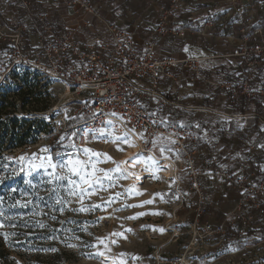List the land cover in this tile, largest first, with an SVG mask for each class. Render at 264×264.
Masks as SVG:
<instances>
[{
	"label": "built area",
	"instance_id": "built-area-1",
	"mask_svg": "<svg viewBox=\"0 0 264 264\" xmlns=\"http://www.w3.org/2000/svg\"><path fill=\"white\" fill-rule=\"evenodd\" d=\"M1 1L0 121L6 125L0 132L4 128L11 130L13 123L16 129L31 130V135L23 143H19V138L14 134L0 138L1 159L12 163L25 153L30 154L36 147L58 143L61 135L65 136V143L68 137L73 142L86 141L80 135L72 136L73 131H79L85 125L100 128L104 121L111 120L116 130L121 132L135 128V133L129 134L134 136L140 150L149 154L152 153L149 148L152 139L161 137L175 141L172 149L179 153L177 163L184 165L189 189L194 191L196 197L191 229L197 236L200 237L201 233L204 237L214 234L224 236L229 224L239 222L241 228H246L261 222L264 208L259 194L264 193V163H261L254 147L248 146L251 150L248 160L252 167L242 166L238 177L224 172L215 173L241 192L235 205L222 221L208 217L202 222L201 217L206 215L203 205L208 200V187L200 185L202 173L195 163L193 149L188 146V143L198 139V134L190 127L181 128L180 122H171L167 115H161V110L166 106L179 108L190 112L197 121H202L208 113L222 116L229 121V131L237 120L242 122L241 131L246 134L255 124L264 129L263 118L246 115L253 95L264 97V83L253 92L249 86L250 77L264 63V0H228L238 5L234 10L231 8L224 12L215 10L214 6H219L217 0H208L207 11L211 15L203 16L196 23H181L176 14L177 4L185 0H170L169 7L162 8L154 25H139L135 29V33L144 38L143 51L139 54L130 33L120 27L102 21L103 33L108 34L109 38L105 39L103 33L99 32L100 0H52L55 13L67 11L74 4H80L83 8L80 17L65 20L62 24H56L46 11L36 12L30 0ZM151 6L149 2L146 3L143 11ZM257 6L261 7V13L257 11ZM233 21L239 23L241 32L251 31L253 41L248 44L250 36L247 35L239 40L226 37L230 51L226 56L239 59L242 77L240 85L234 87L229 82H222L213 88L212 93L215 96L226 94L231 103L241 94L245 99L244 113L234 115L230 106L217 111L208 106L183 105L167 98L161 91L160 79H164L167 87L172 86L174 81L181 87H187L190 81L199 78L197 65L205 58L165 49L168 36L173 37L174 41L190 44L194 40V33H197L210 43L214 40V30L224 33ZM82 27L90 33L89 40L76 36ZM178 67L182 69L180 73ZM136 79H144L147 83L138 84ZM65 110L68 116L78 120L65 119ZM94 112L100 114L93 118ZM150 113H155V116ZM152 120L157 123L153 124ZM162 120L168 122L167 127L159 123ZM140 132H144L145 139L136 135ZM177 171L174 178L179 186ZM177 192L181 196L178 188ZM193 254L194 248L190 247L176 261L189 264Z\"/></svg>",
	"mask_w": 264,
	"mask_h": 264
},
{
	"label": "rangeland",
	"instance_id": "rangeland-1",
	"mask_svg": "<svg viewBox=\"0 0 264 264\" xmlns=\"http://www.w3.org/2000/svg\"><path fill=\"white\" fill-rule=\"evenodd\" d=\"M46 9L43 5L39 11ZM218 8H215L218 11ZM200 54V51H196ZM116 130V134H122ZM132 136L131 134H129ZM157 137L154 139H158ZM132 139L134 140L133 136ZM153 140V139H152ZM152 140L150 141L149 148L158 156L159 149L153 147ZM67 143V142H66ZM79 148H91L97 152L107 153L115 161H126L130 157L137 154L143 156H151L148 152L140 150L139 146L134 140L133 149L131 146L124 144L121 147L123 151L117 150V145L111 141L104 142L102 140H92L89 137L86 141L74 142ZM157 146L169 148L171 143L169 139L164 138V141H157ZM156 146V147H157ZM44 147L34 148L32 153H39ZM49 148V147H48ZM69 151L71 149L69 148ZM130 152V153H128ZM173 152H166V156L172 160L177 156ZM19 158V157H18ZM136 165L145 167L143 162H137ZM178 171L184 168V165L177 163ZM115 165L111 162H103L98 165L100 168L109 169ZM18 159L12 163L0 158V196L5 198V206L13 203L10 196L12 189H18L19 192L15 193L17 198H20L21 192H31L27 180L33 183H39L41 174H33L29 176L27 172L14 175L19 172ZM125 167V166H124ZM161 179H145L137 187L143 195H131L122 197L111 207L104 211L97 210L93 213H80L74 214L65 212L63 215H58V220L75 219L78 222L96 221L98 217L103 216L104 219L96 223L88 224V232L77 230V235L81 237L82 241L89 244H97V238L103 239L109 237L113 232H124L127 237L111 236L110 239H115L117 242L112 244L108 243V248L104 244H98V249L104 251V257H96L85 255L84 253L96 252L97 248H84L79 246L77 248H69L60 242V240H47L43 236L50 235L48 229L41 228H8L5 226L0 231H16L17 233H25L26 235H17L11 237L7 242L0 236V264H101V260H115L116 264H181L177 262V257L186 253L188 248H194V254L189 258V264H264V238L259 239L256 244H251L249 241L252 237L246 233V228H242V233L239 238L226 239L221 234L208 235L204 237L202 233L200 237L195 234L194 229H191V224L194 218L193 208L196 203L194 191L183 184L180 188L181 196L177 192L178 181L173 177H166L162 171L157 173ZM147 176V175H146ZM144 177V176H143ZM170 181H174L169 188ZM134 183L132 177L121 179L118 186L111 188L106 192H100L93 195L90 200L85 203H101V197L107 200L110 194L117 191L123 192ZM122 186V187H121ZM154 193H164L163 200L159 196L156 197L153 204L144 205V207L127 208L123 211L114 212L113 209L121 206L122 203L139 204L143 200L151 199ZM39 195L47 199V193L44 187L39 190ZM176 197H179L177 199ZM28 199L30 197H24ZM35 199V197H31ZM220 204V203H218ZM75 203L72 207H76ZM264 208V206H262ZM227 208L224 206L219 210L224 217ZM222 210V211H221ZM9 213H30L31 208H11L8 209ZM45 211H49L45 208ZM159 211L163 215H145L136 220H128L125 217L133 216L137 212H151ZM28 219L29 217H25ZM35 219L45 220L52 228H60V224L56 221H51L46 216L36 217ZM210 219L217 221V218L210 216ZM222 221V219H218ZM14 222V221H13ZM264 226V221L261 222ZM143 225L154 226L155 228H164L166 231L163 233L153 231L151 227L142 228ZM65 227H76L75 225H65ZM241 228V227H240ZM125 229H132L131 232H125ZM88 233H91L89 235ZM223 238L222 241L219 239ZM63 239V235H61ZM72 243L80 245V241L73 240ZM55 247L57 252H44L37 249ZM106 264V263H105Z\"/></svg>",
	"mask_w": 264,
	"mask_h": 264
},
{
	"label": "crops",
	"instance_id": "crops-1",
	"mask_svg": "<svg viewBox=\"0 0 264 264\" xmlns=\"http://www.w3.org/2000/svg\"><path fill=\"white\" fill-rule=\"evenodd\" d=\"M217 1L221 12L230 10L231 8L234 10V7L238 5L235 1L234 3H230L228 0ZM51 2L52 0H35V5L31 7L36 12L46 11L48 17L56 24H62L65 20L80 17L83 14V8L80 7V4L72 5L67 11L55 13L52 9ZM148 2L152 5L151 8L143 11L144 5ZM169 2L170 0H100L98 14L101 20L97 22V29L101 33L104 32V23H102L104 21L127 31L130 33L131 38H133L136 53L139 54L143 51L144 38L141 34L137 35L135 29L139 25L145 27L154 25L157 22L158 15L162 13V8L169 7ZM1 4L3 2L0 0ZM43 5L46 9L39 11V8H42ZM177 5L176 14L181 23H196L203 16L211 15V12L207 11V6L209 5L208 0H185L179 2ZM218 7L214 6V8ZM256 9L261 13V7L257 6ZM235 16L236 14L233 15V17ZM0 21H2L1 18ZM257 21L258 19L253 23ZM239 26L238 22L233 21L224 33H221L220 30H214L212 33L214 40L210 43H207L197 33H194V40L190 44L174 41L173 37L168 36L169 38L166 42L165 49L183 51L192 57L205 58L197 65L199 78L190 81L187 87H181L177 81H174L172 86L167 87L164 85V79H160L162 85L161 91L165 93L167 98L169 96L171 101H176L183 105L208 106L217 111H221L223 108L230 106L232 108V114H243L241 94H238L235 98L236 100L231 103L227 99L226 94L223 93L221 96H215L212 93L213 88L222 82H229L234 87L240 85L242 73L238 67L239 59L226 56L230 52L229 47L226 45V37L239 40L245 38L247 35L250 36L248 44H251L253 37L251 36V31L241 32ZM76 36L82 40H89L91 38L90 33L85 27L78 30ZM103 37L105 39L109 38L106 33H103ZM156 51L157 48L154 50L155 56L157 55ZM196 51H200L201 53L198 54ZM178 69L180 73L182 69L180 67ZM193 75L194 73H192ZM135 82L138 84L147 83L144 79H136ZM249 83L252 92L260 84L264 83V63L252 74ZM252 99L246 115H257L264 119V97L254 94ZM163 114L167 115L171 122H182L184 126L191 124V129L198 134V139L188 143V146L193 149L195 163L198 170L202 173L199 179L200 185L201 187H208L209 189L207 202L213 204L218 210L223 206L227 208L224 211L226 215L235 205L236 200L241 196V192L233 186L228 185L224 178L217 176L215 173L224 172L233 177H238L241 174L242 166L252 167V163L248 160V156L251 153L248 147L249 145L254 147L260 155L261 163H264V147H261V145H264V130L258 124H255L250 132L246 134L241 131L242 122L237 120L234 121L229 131V121L222 116L208 113L202 121H197L191 116L190 112L169 106L161 110V115ZM158 140L162 142L164 138H158ZM155 148L158 150L160 146ZM169 148H172V143ZM181 170L185 172L187 177L186 170L184 168ZM184 184L189 188L188 182ZM259 195L260 203L264 206V193ZM217 221L219 220L217 219ZM263 221L264 214L261 215V222ZM261 222L258 225L262 226Z\"/></svg>",
	"mask_w": 264,
	"mask_h": 264
},
{
	"label": "snow or ice",
	"instance_id": "snow-or-ice-1",
	"mask_svg": "<svg viewBox=\"0 0 264 264\" xmlns=\"http://www.w3.org/2000/svg\"><path fill=\"white\" fill-rule=\"evenodd\" d=\"M187 50V49H185ZM96 103V101H92ZM59 113H57L58 115ZM99 112H94L93 118L99 115ZM111 115L116 116L118 114L111 113ZM149 115L155 116V113H150ZM83 117H81L82 119ZM65 119L76 120V117H70L67 115V110H65ZM123 120V117H120ZM59 124V121H56ZM153 124H156V120H152ZM159 123L164 126H168L166 120H162ZM180 127L183 128L184 125L180 122ZM264 130V129H262ZM145 131H147L145 129ZM129 132L135 133V128L130 129L128 132L122 134H116V125L111 120H106L103 122L100 128H96L90 125H85V127L79 131H73L72 136L80 135L85 140L91 137L92 140H102L104 142L111 141L113 144L117 145L118 151H123L124 149L121 145L127 144L129 146H134V140ZM141 139H145L144 132L137 133ZM65 136L61 135L58 144L65 149H71V151L56 152L52 153L51 149L45 146L40 150L39 153H32L30 156L25 153L21 157L17 158L19 162V172L14 171V175L27 172L29 176L33 174H41L39 183H33L31 180L25 181L28 184L31 192H21L20 198H17L15 193L19 192L18 189H12L10 196L8 197L13 201V203L5 206V198L0 196V229H4L5 226L8 228H41L48 229L50 235L43 236V239L47 240H60L62 244L69 248H77L82 246L84 248H97V251L92 253H84L89 256L104 257V251L98 249V244H104L105 248H108V243L110 241L115 244L117 241L115 239H110L111 236L127 237L124 232H113L109 237L103 239L97 238V244H89L88 242L82 241L81 237L77 235V230L82 232H88V224L96 223L103 220L104 217H98L96 221H84L78 222L75 219L58 220V215H63L65 212H71L74 214L80 213H93L97 210L104 211L111 207L112 204L116 203L122 197L131 195H143V193L137 187L138 184L142 183L145 179H155L159 180L161 177L157 173L161 170H166L167 165L161 164V160L167 158L166 152H173L172 148H165L161 146L159 148V159L153 156L145 157L143 154H137L130 157L126 161H115L111 156L104 152H97L91 148H79L71 139L67 138V143H65ZM147 143V140H145ZM170 143L174 144L175 141L172 140ZM152 145L155 148L157 146V139L152 140ZM264 147V145H261ZM177 157L179 153H174ZM5 159L11 160L12 157H6ZM111 161L115 166L113 168L104 169L98 167L100 163ZM137 162H143L145 167L144 172L148 173L147 176H140L136 172L131 171V167ZM129 165V167H124V165ZM134 177V183L128 188H125L123 192L117 191L110 194L107 200L101 197V203H85L86 200H90L93 195H97L100 192H106L111 188L118 186V182L121 179H127ZM174 181H170L169 188ZM41 187L45 188L47 193V199L39 195V190ZM122 187V186H121ZM164 193H154L151 199L143 200L139 204H128L125 200L120 207L113 209L114 212L123 211L127 208L144 207V205L153 204L156 197L159 196L161 200L164 198ZM24 197H30L25 199ZM31 197H35L32 199ZM179 199V197H176ZM75 203L77 206L72 207ZM11 208H31L30 213H9L8 209ZM47 208L49 211H45ZM164 213L159 211L151 212H137L133 216L125 217L128 220H136L145 215H163ZM29 217L26 219L25 217ZM46 216L51 221H56L60 224V228H52L45 220L35 219L36 217ZM14 221V222H13ZM75 225L76 227H65V225ZM151 227L153 231H159L163 233L166 231L164 228H155L150 225H143L142 228ZM125 232H131L132 229H125ZM91 235V233H88ZM17 235H26L25 233H17L16 231H0V236L4 238L7 242L11 237ZM63 235V239H61ZM259 239V238H258ZM80 241V245L72 243V241ZM38 251L44 252H57L58 249L55 247L37 249ZM101 264H105L104 260H101ZM123 264V261H121Z\"/></svg>",
	"mask_w": 264,
	"mask_h": 264
},
{
	"label": "trees",
	"instance_id": "trees-1",
	"mask_svg": "<svg viewBox=\"0 0 264 264\" xmlns=\"http://www.w3.org/2000/svg\"><path fill=\"white\" fill-rule=\"evenodd\" d=\"M31 2V6L33 7L35 4V0H30ZM169 98V96H168ZM242 99V102L244 104V96L241 97ZM253 100V99H252ZM252 103V101H251ZM163 113V111H162ZM78 119L76 120H73L74 122H76ZM6 124L3 122V121H0V130L1 128H3ZM186 126V125H185ZM13 127L11 130H8L6 128L2 129V131L0 132V138H4L6 136H9V135H15L16 137L19 138V143H23L27 140V138H29V135H31V130L30 129H24V130H19V129H16L15 128V124L13 123V125L11 126ZM186 127H190L191 128V124H189L188 126ZM52 153L55 154L56 152H64V151H69V149H65L63 148L61 145H59L58 143H52L48 146ZM176 177L177 179L180 181V184L178 186V189L180 190V188L182 187V185L185 183V182H188L187 181V177H186V174L183 170H179L177 171L176 173ZM209 191V189H208ZM209 197V195H208ZM203 210L204 212H206V215H203L201 217V221L202 222H205L208 217L210 216H214L215 218L217 219H222V212H220L213 204H210V203H206L203 205ZM259 223H256L255 225H249L247 226V228L245 229L246 230V233L247 235L250 237H252V239H250V243L251 244H256V242L259 240V239H262L264 238V226H260L258 225ZM228 231L224 234V237L226 239H234V238H239L241 236V234H243L241 231H242V228H240V224L239 222H235V224H229L228 225ZM259 238V239H258Z\"/></svg>",
	"mask_w": 264,
	"mask_h": 264
},
{
	"label": "bare ground",
	"instance_id": "bare-ground-1",
	"mask_svg": "<svg viewBox=\"0 0 264 264\" xmlns=\"http://www.w3.org/2000/svg\"><path fill=\"white\" fill-rule=\"evenodd\" d=\"M133 138H134V136H133ZM134 140H135V138H134ZM135 142H136V140H135ZM137 143V142H136ZM137 145H138V143H137ZM133 149L135 148V146H131ZM128 153H130V152H128ZM151 154V156H153L154 158H157V159H159V155L157 156L154 152H153V150H152V153H150ZM167 157V156H166ZM161 162V164H164V165H167L168 167H167V169L166 170H161L162 171V174H164L166 177H173V175H174V172H175V170L178 168V165H177V160L176 159H174V160H172L171 158H169V157H167V158H165V159H163V160H161L160 161ZM125 167H129V165H124ZM131 171H133V172H136L138 175H140V176H146V175H148V173H146V172H144L143 171V167H141V166H138V165H134V166H132L131 167V169H130ZM133 179H134V177H132ZM175 179V178H174ZM176 180V179H175ZM106 264H116L115 263V260L114 259H112V260H106V262H105Z\"/></svg>",
	"mask_w": 264,
	"mask_h": 264
}]
</instances>
